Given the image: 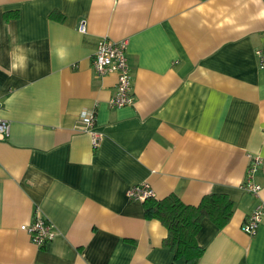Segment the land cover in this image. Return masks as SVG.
I'll return each instance as SVG.
<instances>
[{
  "label": "crops",
  "instance_id": "1",
  "mask_svg": "<svg viewBox=\"0 0 264 264\" xmlns=\"http://www.w3.org/2000/svg\"><path fill=\"white\" fill-rule=\"evenodd\" d=\"M102 37L127 40L130 105L111 107L116 74L93 70ZM256 49L264 0H0V114L9 126L0 139V264H172L166 228L126 194L144 182L157 199L233 200L222 228L203 220L197 264H264V218L255 234L241 229L264 202ZM83 109L95 111L96 149L79 129ZM252 154L261 157L257 193L242 186ZM35 213L55 233L42 246L21 228Z\"/></svg>",
  "mask_w": 264,
  "mask_h": 264
},
{
  "label": "built area",
  "instance_id": "2",
  "mask_svg": "<svg viewBox=\"0 0 264 264\" xmlns=\"http://www.w3.org/2000/svg\"><path fill=\"white\" fill-rule=\"evenodd\" d=\"M77 29L81 33L87 32V23L84 19L80 20ZM255 54L261 65H264V49H256ZM92 67L97 76L107 74H116L115 92L109 99V105L113 108L130 105L134 101L131 92V72L127 57V40L122 39L115 41L109 37H102L97 40L92 55ZM79 117L81 125L79 129L88 132L91 135V142L96 149L101 140V134L96 130V117L94 110L83 109ZM9 135V126L7 121L0 114V139ZM261 157L256 154L249 155V163L247 166L243 188L252 193H257L261 186L254 182L253 176L259 165ZM130 199H142L153 196V191L149 184L139 183L130 186L126 191ZM262 218H264V202L258 204L248 215L241 229L247 234H255ZM31 236L32 241L42 246L53 240L55 233L52 222L38 213L33 215L30 224L22 225Z\"/></svg>",
  "mask_w": 264,
  "mask_h": 264
},
{
  "label": "trees",
  "instance_id": "3",
  "mask_svg": "<svg viewBox=\"0 0 264 264\" xmlns=\"http://www.w3.org/2000/svg\"><path fill=\"white\" fill-rule=\"evenodd\" d=\"M57 15H60L57 11L52 12V16L58 18ZM142 204L145 218L156 219L166 228L163 244L173 252L172 264L179 258L185 264H197L204 253V247L197 241L203 220L208 219L222 228L234 206L227 194L218 192L205 194L196 205L183 202L174 193L161 199L146 197Z\"/></svg>",
  "mask_w": 264,
  "mask_h": 264
},
{
  "label": "clouds",
  "instance_id": "4",
  "mask_svg": "<svg viewBox=\"0 0 264 264\" xmlns=\"http://www.w3.org/2000/svg\"><path fill=\"white\" fill-rule=\"evenodd\" d=\"M60 55L63 56V53L61 52Z\"/></svg>",
  "mask_w": 264,
  "mask_h": 264
}]
</instances>
